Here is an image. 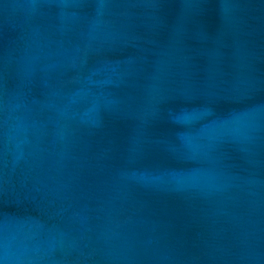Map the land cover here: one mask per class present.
I'll return each mask as SVG.
<instances>
[{"label":"water","instance_id":"obj_1","mask_svg":"<svg viewBox=\"0 0 264 264\" xmlns=\"http://www.w3.org/2000/svg\"><path fill=\"white\" fill-rule=\"evenodd\" d=\"M0 264H264V0H0Z\"/></svg>","mask_w":264,"mask_h":264}]
</instances>
